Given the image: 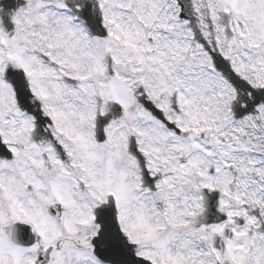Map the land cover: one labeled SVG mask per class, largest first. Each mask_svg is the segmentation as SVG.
Wrapping results in <instances>:
<instances>
[{
    "label": "snow or ice",
    "instance_id": "obj_1",
    "mask_svg": "<svg viewBox=\"0 0 264 264\" xmlns=\"http://www.w3.org/2000/svg\"><path fill=\"white\" fill-rule=\"evenodd\" d=\"M0 264H264V0H0Z\"/></svg>",
    "mask_w": 264,
    "mask_h": 264
}]
</instances>
